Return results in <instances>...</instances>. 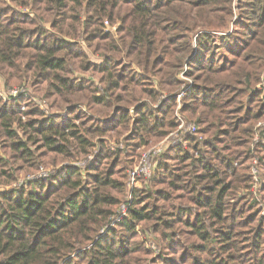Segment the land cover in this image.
I'll return each mask as SVG.
<instances>
[{
    "label": "trees",
    "instance_id": "obj_1",
    "mask_svg": "<svg viewBox=\"0 0 264 264\" xmlns=\"http://www.w3.org/2000/svg\"><path fill=\"white\" fill-rule=\"evenodd\" d=\"M0 75V264H264V0H0Z\"/></svg>",
    "mask_w": 264,
    "mask_h": 264
},
{
    "label": "rangeland",
    "instance_id": "obj_2",
    "mask_svg": "<svg viewBox=\"0 0 264 264\" xmlns=\"http://www.w3.org/2000/svg\"><path fill=\"white\" fill-rule=\"evenodd\" d=\"M105 25H106V32H111L115 35V33H114L115 27H110L107 23ZM82 49L92 63L99 64L100 60L98 58L94 57L90 53L89 50H87L84 46L82 47ZM181 78L185 79V78H183V76H181ZM187 81L189 83L191 82L190 80H187ZM20 87H22V86H20ZM20 87L12 86L10 88H6L4 85V82H3V78L0 75V99H2V101L9 102V101H13L16 99L19 101H22V100H24L23 98L25 97V98H29L31 100V102L36 104V106L42 111L41 113L46 117H50V118L55 117V116H57V113L60 112L55 108H50L49 104L45 100L32 97L31 96L32 92H31V89L29 87L27 88L28 90L26 92H25L23 87H22L23 89H20ZM15 91H17V92H15ZM13 93H15L14 97L11 95ZM21 94H22V96L23 95L24 96L19 97V96H21ZM179 97L177 98V107H176V112H175V117L177 118V121L179 122L178 128L172 134H170L169 136L164 138L162 141H160L156 144L150 145L148 148H146V150H144L142 152V154L140 155V159L136 161L134 169L130 174V180H129V186H128V190H129L128 196L131 195L134 188H141L143 185H146L148 175H150V173L152 171L154 172V170H155V168H154L155 164L153 163L152 158H154L156 156L158 157L161 154H163L166 150H168L170 148V146H173L174 143H179L180 141H183L182 138L185 137V135H188V134L190 135V134L196 133L198 131V127L196 126V124H194L192 122L188 123L187 121H185V119H183L180 115H178L177 110L180 107ZM59 114H61V116H63V117L65 116V113H59ZM57 118H59V117H57ZM111 144L115 145V142L111 141V143H110V147H111L110 150L113 151V147H112L113 145H111ZM154 155H156V156H154ZM149 156H151L152 158L148 159ZM87 160H91V157H88ZM151 161H152L153 165H151V163H150ZM148 163H150V165ZM63 165L64 164H58L57 168L61 169ZM42 168L43 169L39 170V172L35 178H41L43 173L51 172L54 169V167H51V166L42 167ZM252 174L254 176V182H255V185H254L252 191L255 192V190L257 189L256 183L261 185L262 181H261L259 173H258V177H257L255 171H253ZM18 184H24V178L23 177H21L18 180ZM253 198L256 199V196ZM261 215H264V213H261ZM146 244H147L146 248L149 251H151L152 253L156 252V247H155L154 243H150L148 241Z\"/></svg>",
    "mask_w": 264,
    "mask_h": 264
},
{
    "label": "built area",
    "instance_id": "obj_3",
    "mask_svg": "<svg viewBox=\"0 0 264 264\" xmlns=\"http://www.w3.org/2000/svg\"><path fill=\"white\" fill-rule=\"evenodd\" d=\"M15 92H17V91H15ZM14 94H15V93H13V94H11V95L14 97Z\"/></svg>",
    "mask_w": 264,
    "mask_h": 264
}]
</instances>
